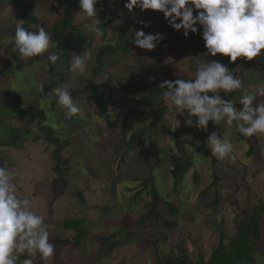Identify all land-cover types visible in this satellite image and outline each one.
Wrapping results in <instances>:
<instances>
[{
  "label": "rangeland",
  "instance_id": "rangeland-1",
  "mask_svg": "<svg viewBox=\"0 0 264 264\" xmlns=\"http://www.w3.org/2000/svg\"><path fill=\"white\" fill-rule=\"evenodd\" d=\"M30 1L35 4L34 11L38 18V22L30 25V29L35 30L40 26H45L50 32L51 26L61 18L64 4L61 0ZM125 2L126 0H112V5H108V8H111L112 18L109 20L107 37L103 42L109 41L113 44L118 36H128L134 33L133 30L142 29L145 32L148 27H144L140 21L152 22L154 19L159 20V26L155 25L152 28V34L168 33L170 30L172 31L170 35L176 37L172 39L173 49L165 50L160 55L157 51L158 46L149 51L134 44L129 45L124 55L112 56L114 60L110 61V64L105 66L106 68L104 67L102 74L95 80L96 83H100L110 78L112 79L109 83L111 86L119 77H129L135 79L139 86L134 97L119 92L110 97L107 105V113L111 119H121L129 112L138 116V118L129 119L125 125V139L132 137L133 146L127 152L123 165L119 164L124 148L119 144L122 128L118 123L112 129L108 128L105 121L97 116L96 104L88 95L81 96L75 101L82 107L83 114L73 116L76 122L73 123L65 117L66 110L61 108L56 103L55 97L51 95L55 87L78 90L84 86L85 79L94 65V54L103 44L99 41V37H96L94 33H89L85 27L91 23V19L82 18L78 12L79 9L74 10L73 23L82 32L73 41L74 47L71 55L73 52L76 54L91 52L92 59L88 61V72L82 77L76 72L69 71V67L68 69L59 68L58 72L64 76V80L62 79L53 86L51 84L56 81V78L48 72L43 55L21 60L19 53L11 46L12 53L18 59L17 64L20 63L22 66L17 67L12 56L4 52L8 45L6 39L10 33L0 24V79L2 82L4 81L8 87H15V91L22 94L24 101L27 102L38 95L54 97L46 100L43 98L39 101V105L47 115V123L55 127L57 135L72 142L64 152L65 156H69L70 159L66 177L68 179L67 189L70 190H67L64 197L57 199L51 206L49 205L50 198L57 187L50 183L55 175L50 170L48 147L42 140L27 141L21 150L2 147L0 152L8 156L7 159L10 162L6 166L16 169L18 173L17 183L20 196L32 199L38 213L46 216L45 223L49 227L50 242L54 235L67 238L72 236L71 231H64L61 228L63 220L67 218L84 219V228L87 232V239L82 243L80 250L68 249L64 254L56 246L54 257L47 260L37 257L36 264H152L151 244L154 240L158 241L159 249L165 253L172 250L179 256H186L189 260H196L200 255L202 260L206 261L217 240V233L210 231L212 225L223 221L224 230L230 234L233 231L235 217L245 215L249 211L247 196L259 198L264 203V136L250 137L258 153L253 157H247L245 155L247 147L244 146V141L236 140L233 128L228 129L223 122L219 126H212L210 123L207 131L203 130L202 133L199 130L196 131V135L199 134L204 138V142H200L201 146L206 151H210L205 142L211 131L217 130V134L222 136L231 133L234 152L219 161L225 165L237 167L242 176L241 178L228 167H225L226 169L219 167L217 174L226 179L223 183L225 188L223 195L226 197L219 210L214 212L203 206L211 200L210 194L201 199L196 196L210 182L209 160H203V158L196 160L194 150L189 148L194 162L193 170L207 177L202 179L200 185L194 186L189 180L190 171L187 173L184 186L189 187L190 191L187 198L181 197L178 200L181 202V208L178 211L176 228L166 233V240L163 242L162 235L165 233L159 226L147 222L140 227L136 223L137 217L145 210L144 203L148 202L149 197L142 195L133 206L128 203V200L137 191L139 180L149 176L148 171L151 167L154 148L173 153L175 130L185 127L183 124L185 117L179 114L176 117L175 109L170 110L164 102V109H153L152 107L143 109V97L147 93V86L157 80L193 78L194 66L201 60H199V55L203 49L193 50L188 45L191 42L204 45V42L199 33L190 32L185 38L182 30H174L169 26L159 11L144 10L141 12L138 8H134L130 13L124 7ZM11 11V6L0 0V20L8 22ZM151 17H153L152 20ZM116 20H120L121 23L115 24ZM197 27L199 28L198 25ZM156 56L161 63L155 59ZM148 65L152 69H147ZM234 71L245 81V88L248 91L254 92L258 85L264 84V58L253 61L238 58ZM40 84L44 85L43 91L38 89ZM0 86L3 87V84ZM106 95H109V91ZM240 95L241 93L233 92L231 99L237 100ZM237 106L240 107L239 104ZM177 119L181 123L176 128ZM8 123L18 124L15 119ZM146 126L147 131L140 137L137 131ZM149 135L152 136L151 144L146 138ZM140 140H145V143H140ZM159 159L164 161L166 156L161 154ZM202 165L203 167H200ZM164 166H167V163ZM254 174H256L255 177ZM157 176V182L161 183L164 181L162 176L167 175L159 172ZM170 182L171 180L167 179L166 184L162 183L160 187L168 190ZM72 189L82 192L85 204L72 194ZM262 223L261 249L263 253L257 254L260 258H264V220ZM113 233H118L116 238H120L119 242L111 254L101 256L98 252L103 236ZM127 233H133V235L129 236ZM129 257L131 261H126Z\"/></svg>",
  "mask_w": 264,
  "mask_h": 264
},
{
  "label": "trees",
  "instance_id": "trees-1",
  "mask_svg": "<svg viewBox=\"0 0 264 264\" xmlns=\"http://www.w3.org/2000/svg\"><path fill=\"white\" fill-rule=\"evenodd\" d=\"M7 2V5L11 6L12 11L10 13L8 22L0 20V24L10 35H14V26L18 20L24 21V27L30 28V25L36 24L38 18L35 15V4L30 0H3ZM64 4L63 14L57 23L51 26L50 32L52 33V39L58 41L57 47L55 49H50L49 51H57L61 53V58L56 64H51L48 62V53L43 54V58L46 60L48 66V72L51 76L56 78V81L51 84L55 85L61 82L63 75L59 73V68L68 69L71 51L73 49V41L78 37L82 30L78 28L74 23V10L79 9L77 0H61ZM108 5H112V0H101L97 5L99 8H103V11L98 13V18L100 24L98 25L102 31L103 35L99 37V41L103 42L106 39V31L109 26V20L112 18L110 14L111 8ZM157 25L159 26V20H153L150 22L145 33H151L152 28ZM172 31L168 30V33L162 32L165 39L160 41L157 47L158 54L168 50L173 49L172 39L176 37L175 35H170ZM134 33H130L128 36H118L114 43L103 42L99 49L96 50L94 54V65L91 67L88 77L85 79V84L81 89L71 90V95L74 101L78 100L79 97L88 95L96 104V114L99 118L103 119L108 128L112 129L117 123L122 128L120 133L119 144L123 146V154L120 159V165H123L126 154L131 150L133 146V138L125 139V125L129 119L138 118L134 116L132 112H129L126 116L120 118L111 119L110 115L107 113V105L109 104L110 97L112 95L118 94L119 92L126 93L129 97H134L139 90L138 84H136L135 79H130L129 77H119L118 80L114 82V85H109L112 79L107 78L106 80L96 83L95 80L102 74L104 67L109 62L114 60L112 56L124 55L128 51V46L131 45V39ZM11 46L8 44L4 52L9 53L14 59V62L18 61L17 57L12 53ZM189 48L196 50L202 48V53L199 55V60L204 59L205 51L203 44H196L191 42L188 45ZM155 59L158 63H161L159 58L156 56ZM206 59H222L223 62L228 63L227 57H221L217 54V57H206ZM238 60L236 62L228 64L229 68L234 71ZM17 67H22L16 62ZM195 67V66H194ZM106 68V67H105ZM152 69L150 65L147 69ZM140 78V77H139ZM142 79V78H141ZM64 80V79H63ZM163 80H157L156 82L149 84L147 86V93L143 97V109L152 107L153 109L161 108L164 109L163 101L161 95L164 91L159 84ZM0 79V151L2 147L21 150L24 143L27 141H38L42 140L48 147V158L50 161V170L54 173L55 177L51 180V185L57 187V190L51 196L49 205L51 206L57 199L64 197L67 193L68 186V164L69 156H65V150L72 144L68 139H62L57 135L56 129L50 126L48 122L47 115L44 110L40 107L39 101L43 98H52V96L46 95L41 97L40 95L31 99L30 102L24 101V96L15 91V87L6 86L5 82ZM109 91V95L106 92ZM221 96L225 99H231L233 93L227 96L221 92ZM17 120V125H12L8 123L10 120ZM195 120V118H193ZM75 122L74 117L68 119ZM76 120H78L76 118ZM8 121V122H7ZM213 123L210 121L209 124ZM208 124V126H209ZM33 125H35L37 132L32 130ZM146 127L139 129L137 133L140 137L147 131ZM203 130L196 129L194 127H182L175 130L174 133V151H164L161 148H154L152 152L151 167L149 168V176L145 179H140V184L138 185L137 191L128 200V203L136 205V203L141 199V196L149 197L148 202L144 203L145 210L137 217L136 223L143 227L147 222H152L154 225L160 227L165 234L162 236L166 240V233L168 231L174 230L177 226L178 211L181 208V202H178L179 198L188 197L189 187H185L184 183L186 181V175L190 171V182L194 186L200 185L202 179H205L203 173H198L193 170L194 162L192 161V156L189 153V148L194 150L195 159L203 158V160H209V173L210 182L209 184L198 192L196 195L198 199L210 194L211 200L205 203L203 206L206 209L216 212L221 207L222 202L225 200V195H223L224 187L223 183L226 180L223 176L218 175L219 167L228 169L236 172L241 178L240 171L237 167L230 165H225L222 161H217L216 157L211 154L210 151H206L200 144L204 142L203 136L197 134L196 131ZM235 133V138L237 141H244V146L247 147L245 155L247 157H253L258 153L255 148V144L250 140V137L242 136L235 128H233ZM151 137L147 136V140L151 144ZM186 137V138H185ZM236 141V143H238ZM140 143L144 144V141L140 140ZM153 146V144H152ZM1 153V152H0ZM0 155V165H9L8 156L1 153ZM164 154L166 159L162 161L159 156ZM126 156V157H125ZM167 163V166L164 164ZM202 163V162H199ZM200 167H203L200 166ZM166 169V172H164ZM226 169V168H225ZM193 170V171H192ZM162 175L163 182L158 183L156 177L158 173ZM256 174H254L255 177ZM168 180H171L170 187L168 190L161 188V184H166ZM161 180V181H162ZM70 190V189H69ZM68 190V191H69ZM72 194L77 196V198L84 203L82 197V192L72 189ZM227 193V192H226ZM225 193V194H226ZM247 205L249 206V211L245 215L236 216L233 220V231L228 234L223 228V221L214 223L210 229L212 232L217 233V240L214 242V247L212 248L211 254L206 261H203L199 255L196 260H189L186 256H179L170 250L168 253L163 252L159 249L157 245L158 241L154 240L151 244L152 264H261L257 260V254H262L261 249L263 236H262V221L264 220V203L261 202L259 198L246 197ZM253 200V202H251ZM130 201V202H129ZM179 203V205L177 204ZM85 220L81 218H67L64 219L61 225L62 230L71 231L72 236L61 237L59 235H54L52 243L60 248L64 254L66 250L70 249L73 251L80 250L82 243L86 241L87 232L84 228ZM118 233H113L107 236H103L102 242L99 245V254L105 256L111 254L120 238H116ZM127 235H133V233H127ZM160 235V233H159ZM122 236V234H119ZM161 236V235H160ZM127 257V256H126ZM125 259V256L123 257ZM23 259V258H22ZM126 261H131V257L126 258Z\"/></svg>",
  "mask_w": 264,
  "mask_h": 264
},
{
  "label": "clouds",
  "instance_id": "clouds-1",
  "mask_svg": "<svg viewBox=\"0 0 264 264\" xmlns=\"http://www.w3.org/2000/svg\"><path fill=\"white\" fill-rule=\"evenodd\" d=\"M77 2L82 18L91 19V23L85 26L87 31L96 37L102 36L98 13L103 8L97 7L101 0ZM124 7L130 13L134 8L141 12L159 11L169 26L182 30L185 38L190 32L201 36L205 57L196 63L194 77L164 80L159 84L164 89L161 99L170 110L175 109L176 117L177 114L185 117L184 126L207 131L210 121L218 126L223 122L228 129L235 128L244 137L264 136V84L258 85L254 92L248 91L245 81L228 66L238 58L245 61L264 58V0H126ZM114 23L120 24L121 21ZM140 23L144 27L150 24ZM133 31L131 43L141 49L151 51L165 39L159 32ZM6 43L14 45L21 60L42 56L46 52L51 64L61 58L60 52L49 51L57 47L58 41L52 39V33L45 26L32 30L24 27L23 20H18L14 35L8 36ZM217 54L227 57L228 63L222 59H206L217 57ZM90 59L91 52H73L69 71L85 76ZM43 88V84L38 85L40 91ZM221 92L241 95L237 100L225 99ZM51 95L66 110L67 119L83 114L82 107L73 100L68 88L55 87ZM177 121L176 128L181 123ZM32 130L38 131L35 125ZM205 143L217 160L234 152L231 133L222 136L217 130L211 131ZM17 179L16 169L0 165V264H36L37 257L45 260L54 257L56 245L50 242L46 216L38 213L32 199L20 196ZM257 260L264 264V258L257 257Z\"/></svg>",
  "mask_w": 264,
  "mask_h": 264
},
{
  "label": "crops",
  "instance_id": "crops-1",
  "mask_svg": "<svg viewBox=\"0 0 264 264\" xmlns=\"http://www.w3.org/2000/svg\"><path fill=\"white\" fill-rule=\"evenodd\" d=\"M162 15H163V14L161 13V16H162ZM152 18H153V17H151L150 19L152 20ZM156 20H158V19H156Z\"/></svg>",
  "mask_w": 264,
  "mask_h": 264
}]
</instances>
